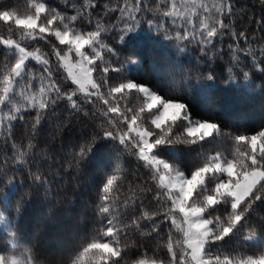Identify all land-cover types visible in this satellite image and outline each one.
Listing matches in <instances>:
<instances>
[{
  "label": "trees",
  "instance_id": "obj_1",
  "mask_svg": "<svg viewBox=\"0 0 264 264\" xmlns=\"http://www.w3.org/2000/svg\"><path fill=\"white\" fill-rule=\"evenodd\" d=\"M28 18L36 29L26 34L16 20ZM66 31L99 36L95 95L62 65ZM8 37L44 57L22 76L50 94L0 124V254L80 264L110 244L99 264H176L182 221L138 124L153 155L188 177L217 159L233 168L207 173L193 197L210 222V264L264 256V178L238 206L229 193L213 202L223 183L264 170V0H0V99L18 59ZM147 94L182 105L180 115L159 122ZM202 124L213 131L190 133Z\"/></svg>",
  "mask_w": 264,
  "mask_h": 264
},
{
  "label": "rangeland",
  "instance_id": "obj_2",
  "mask_svg": "<svg viewBox=\"0 0 264 264\" xmlns=\"http://www.w3.org/2000/svg\"><path fill=\"white\" fill-rule=\"evenodd\" d=\"M179 11L181 10L175 12V14L177 13L176 16L185 14V11ZM183 18L184 20L186 19L185 15ZM16 22L26 34L29 32L33 33L36 29V21L34 19H17ZM59 36L63 42H69L71 45L70 50L61 57L62 65L67 70L71 81L78 86L83 94L95 95L97 90L90 61L98 53L99 36L96 34L85 36L81 33H70L68 31L60 33ZM2 41L8 49L16 52L18 59L12 75L5 83L3 95L0 99V124L14 121L21 108L42 105L50 94V86L45 82V85L41 88L42 91L36 92L33 86L34 78L32 77V81L28 83L25 80V76H22L28 61L33 60L42 63L45 61L44 57L37 51L29 50L13 37L2 38ZM44 80L46 81L45 76ZM145 91H147V88H145ZM147 96L150 104L162 106L161 115L157 119L159 122L169 117H178L183 109L182 105L164 102L162 98L156 95L147 94ZM131 129L134 135L137 136L141 148L145 151L147 157H149L150 162L152 161L157 166L160 183L170 192L174 210L180 217L178 219L182 221V245L184 249L178 245L177 249L173 250L174 254L172 255L176 264H210V260L205 253L206 244L211 233L210 222L204 216V208L199 203L194 202L193 197L197 187L204 184L207 173L226 171L233 174V168L230 165L223 166L221 159H217L211 165L202 168L195 175L188 177L182 171L172 169L168 163L153 155L156 148L151 142L150 132L138 124H134ZM213 129L211 124H202L191 127L189 131L192 134L203 137L204 135H209ZM260 147L264 148V144H261ZM263 178L264 170L256 168L245 173L242 180L236 182L233 186L230 182L223 183L222 189L218 191L217 197L213 202L218 201L222 194L229 193L234 198V206H238L250 195ZM249 240L258 241V236L250 234ZM92 247L94 251L90 255L83 256L80 264H99L102 260V254H115V249L110 244H95ZM0 264L34 263L24 255L10 253L7 256L0 254ZM138 264L161 263L142 260ZM231 264H264V256L258 260H241Z\"/></svg>",
  "mask_w": 264,
  "mask_h": 264
}]
</instances>
